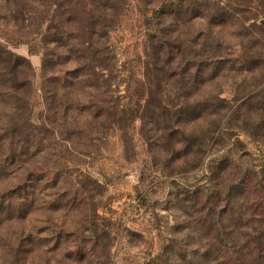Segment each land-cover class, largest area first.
I'll return each mask as SVG.
<instances>
[{
    "label": "rangeland",
    "instance_id": "374dc122",
    "mask_svg": "<svg viewBox=\"0 0 264 264\" xmlns=\"http://www.w3.org/2000/svg\"><path fill=\"white\" fill-rule=\"evenodd\" d=\"M263 174L264 0H0V264H225Z\"/></svg>",
    "mask_w": 264,
    "mask_h": 264
},
{
    "label": "trees",
    "instance_id": "16d2710c",
    "mask_svg": "<svg viewBox=\"0 0 264 264\" xmlns=\"http://www.w3.org/2000/svg\"><path fill=\"white\" fill-rule=\"evenodd\" d=\"M12 1L14 4H17L21 0ZM104 7L105 6H103V8ZM110 8L113 7H108V9ZM46 40L49 44L52 43L55 46V50L49 52L50 54L48 53V55L46 54V58L52 56L57 58V60H59L58 64H63L62 66L71 65V69L69 68L70 71L64 72V70H61L57 72V74L52 73L54 76L56 75V77H58L57 80L60 81L62 78L65 80V83L67 80H79V76H81L83 70L87 69L88 74L82 75V78H86V83L91 82L90 72L92 71V66L90 64V60L92 61L94 56L97 54L88 51L90 48H86V46H88L87 44L91 45L90 43H86L80 35H71L64 38L57 35L55 37H48ZM167 50L166 54L168 57L170 56V51L169 49ZM164 53L165 52H163V54ZM51 63L50 59H46V65L48 64L51 66ZM15 72L17 76L18 72L16 68H14V72L12 73ZM68 112L70 111L65 109V113ZM247 182L248 185H245V188L242 189L239 194V202L242 209L241 211H244L242 216H246L245 212H250L251 222H253V225H256L257 228L252 229V233L249 234L251 235L249 241L242 245L233 246L234 256L229 254V252L225 249L226 247H224V251L222 246L217 249L219 257L221 256L220 260L225 262V264H264V174L261 179H251ZM245 203L247 204L246 206ZM259 226H262V228ZM208 248V254L209 252L211 254L216 251L213 245H210Z\"/></svg>",
    "mask_w": 264,
    "mask_h": 264
}]
</instances>
